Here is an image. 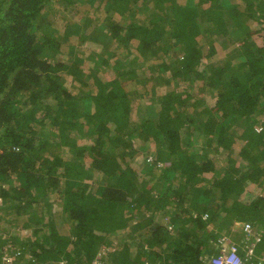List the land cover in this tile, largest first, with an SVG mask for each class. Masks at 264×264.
Masks as SVG:
<instances>
[{"label":"trees","instance_id":"16d2710c","mask_svg":"<svg viewBox=\"0 0 264 264\" xmlns=\"http://www.w3.org/2000/svg\"><path fill=\"white\" fill-rule=\"evenodd\" d=\"M76 38L108 43L87 74ZM225 236L264 264V0H0V264H208Z\"/></svg>","mask_w":264,"mask_h":264},{"label":"rangeland","instance_id":"374dc122","mask_svg":"<svg viewBox=\"0 0 264 264\" xmlns=\"http://www.w3.org/2000/svg\"><path fill=\"white\" fill-rule=\"evenodd\" d=\"M148 4H152L150 1H149V3ZM84 9V8H83ZM82 9V10H83ZM91 11V10H90ZM115 16V19H120L119 18V16H118V14L117 13H113L112 14V17H114ZM74 21L75 22H77L76 21V18L74 19ZM91 26V28H89L88 26L87 27H84V33L86 32L87 34H86V36L87 37H89V38H94V36H93V34H94V32L96 31V30H93V27H92V25H90ZM95 28H96V26H95ZM92 34V35H91ZM76 37V36H75ZM93 41V40H92ZM104 45H100V44H97V45H93V43H89V42H84V43H82V42H78V40H77V38H76V40H75V46L77 47V53L79 54V56L84 60V62L82 63V64H80V68L83 70V72L84 73H88L89 71H90V69L93 67V62L91 61V60H89L86 56L89 54L88 53V50H93V51H95V52H100V51H102V50H104V46L106 47L107 46V44L108 43H103ZM109 47H108V49L109 50H115V46H116V44L114 43V44H112V45H108ZM232 47H230V48H228V49H224V50H222L223 51V53L224 54H226L227 52H230V49H231ZM222 52H220L219 53V55L220 56H222V55H224ZM170 59V58H169ZM112 61L113 60H110V64H112ZM167 62H169V60L167 59ZM75 92H76V90H74ZM135 109L133 110V114L135 115ZM81 143H83V142H81ZM219 160H221V158H219ZM137 171H139V168H136V167H134ZM91 177L92 178H94V176H89L88 178H90L91 179ZM87 182H91V180H87ZM255 189H254V187L253 186H249V188H248V190H247V193H245L244 195H242V198H245V199H248L249 197H251L252 199L257 195V192H255L254 191ZM51 211H49V214H47V212H46V210H44L43 211V214L45 213V215L47 216V217H50L51 218V216L50 215H55L57 212H59L60 211V208L58 207V204H57V206H53L52 207V209H50ZM51 212H54V213H52V214H50ZM227 229H229V233H230V235L232 236L233 234H235V233H237L239 230L238 229H241V225H239V224H237V223H234L233 225H231L229 228H227ZM237 230V231H236ZM246 230H249V229H246ZM236 231V232H235ZM20 235L22 236V237H27L28 236V233L26 232V231H20ZM221 241H224V240H226V242H227V238H226V236L225 237H223V238H221L220 239ZM219 240V241H220ZM115 243L116 242H113V246H115ZM105 251H107V249H104V250H100L99 252H98V255H100L99 256V258H101V256H102V252H105ZM104 255V254H103ZM96 259H98V258H96ZM107 260V258L105 259V261ZM102 261H99V260H97L96 261V263L95 264H102L101 263ZM104 264V263H103ZM105 264H110L109 263V261L107 262V263H105Z\"/></svg>","mask_w":264,"mask_h":264},{"label":"built area","instance_id":"2783aa9c","mask_svg":"<svg viewBox=\"0 0 264 264\" xmlns=\"http://www.w3.org/2000/svg\"><path fill=\"white\" fill-rule=\"evenodd\" d=\"M249 229L248 226H246ZM220 252L217 256L213 257L208 264H244L241 258L238 256V250L235 245H230L226 240L219 241ZM252 254L251 251L248 252V258ZM12 258L6 255L4 258V263L2 264H12Z\"/></svg>","mask_w":264,"mask_h":264}]
</instances>
